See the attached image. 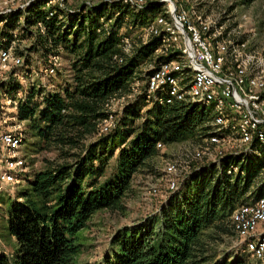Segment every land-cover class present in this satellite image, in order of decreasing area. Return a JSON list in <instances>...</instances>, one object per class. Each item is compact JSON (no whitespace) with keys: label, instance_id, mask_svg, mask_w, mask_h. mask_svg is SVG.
<instances>
[{"label":"trees","instance_id":"1","mask_svg":"<svg viewBox=\"0 0 264 264\" xmlns=\"http://www.w3.org/2000/svg\"><path fill=\"white\" fill-rule=\"evenodd\" d=\"M47 1L35 0L24 10L0 15V48L9 46L17 28L23 32L37 23L45 34L36 36L31 49L45 63L49 57L63 56L70 70V81L56 87L34 85L25 90L18 82L0 84L9 94L24 92L15 118L28 121L40 151L57 153L45 159L39 171L19 173L28 188L18 192L16 197L23 201L14 198L6 217L8 233L18 247L11 259L0 253V264H80L79 232L91 217L100 210L123 208L134 176L153 171L158 144L193 139L205 132L203 125L210 119L207 109L193 104H148L145 78L178 54L172 50L154 57L163 32L141 41L131 55L123 53L130 47L124 37L152 20L158 4L148 2L140 10L122 0L125 5L113 8H81L69 17L71 28L65 29L63 17L59 19L63 11L46 8ZM115 12L119 14L104 28L99 18H111ZM147 62L153 68L140 70ZM142 79L143 92L126 103L114 127L102 131L110 102L131 94L132 84ZM259 150V156L241 164L228 154L218 163H195L151 218L113 232L110 249L99 263L249 264L241 252L218 256L212 246L237 234L230 213L248 193L257 199L264 196V179L257 183L264 174L263 144ZM231 165L239 166L240 172L229 174Z\"/></svg>","mask_w":264,"mask_h":264},{"label":"rangeland","instance_id":"2","mask_svg":"<svg viewBox=\"0 0 264 264\" xmlns=\"http://www.w3.org/2000/svg\"><path fill=\"white\" fill-rule=\"evenodd\" d=\"M31 1L35 0H0V15H7L18 10H24L28 4L32 3ZM120 2L122 0H48L45 3V7L47 8L49 6L56 13L57 10H62L63 15H60L59 19L63 17V22L66 24L64 28L69 29V27L71 28L69 17L80 11L81 8L87 10L95 6L98 7L101 4H105L111 8L125 5H122ZM148 2L152 4L162 3L160 10L156 12L152 20L160 15L163 10L168 11L165 14V18H168L166 21L168 20L171 28H173V32L168 36L171 45L169 51L173 50L178 53L175 59L180 65L184 66V75L189 77L190 72L185 68L187 66V57L182 52L187 50L186 41L178 33L174 20H171V14H169L171 7L163 0H143L141 3V5L143 4V8H140V10H143ZM177 2L179 9H181L188 20L195 21L200 18L201 20L207 21L210 25V34L214 36V43L225 42L226 46L233 50L239 57L248 60L247 73L249 75H257L258 73L259 75H264V0H177ZM68 11L71 13L68 14ZM118 14V12H115L111 18L107 19L102 16L99 18V23H102L103 27L107 28L112 23L113 17ZM126 19H128V14H126ZM20 22L23 23V18L20 19ZM147 23L139 29L135 27L134 32L130 34L131 36L124 37L130 45V47L124 50L123 53L125 55H131L133 50L141 44V41L148 39L149 35H147L144 29ZM77 24L74 27H77ZM34 25L23 32L20 31L21 27L17 28L14 31L15 37L10 41L9 46L0 48V79L3 76H9V79L0 81V84L6 83L5 85H9L10 83L18 82L26 90L27 87L34 85L42 88L47 85L56 87L59 84L70 81L69 62L63 56L55 57L56 59L54 58L53 60L49 57L47 63H45L43 57L41 58L35 53L34 49H31L33 43H35L36 36L45 34V28L42 25L37 23ZM1 26L2 22H0ZM130 26L131 24L129 25V29L134 28L133 26L130 28ZM174 46L177 47L173 48ZM161 51L157 49L154 57L160 54H166ZM149 63L142 64L140 70L152 69L153 65ZM225 63L224 67L226 69L233 68V60L231 61L229 57ZM57 70L59 71L56 73ZM143 83V79L142 81L136 80L132 84L133 91L131 94L110 102L107 113L108 119L104 121L102 131L109 130L115 126V119L119 116L120 110H123L126 103L143 92ZM145 96L149 105L156 103L153 100L152 94H148L147 87L145 88ZM24 98V92L21 90L9 94L5 90L0 89V253L7 255L9 259L14 255L18 245L15 238L13 239L8 233L7 212L14 198L23 201V199L16 197L18 192L28 188V181L24 178L22 180L19 173L23 174L25 172L29 175L39 171L44 167L45 159L54 158L57 154L54 150L40 151L37 145V138L31 134L28 128V121L21 122L15 118L18 102ZM156 104L163 105L161 103ZM203 126L206 129L205 132L202 131L203 133H200L193 139L178 141L171 145L164 144L162 147H158L157 145L160 154L153 159V171H144V173H139L134 176L132 181L133 188L124 198L123 208L113 209L112 211L100 210L91 217L92 219L88 222L87 226L79 232L81 253L77 260L80 264H100L99 262L102 256L110 249V239L115 230L123 226H130L147 221L157 212L158 207L167 194L179 188L180 185L176 189L170 188L165 166L174 159L187 162L190 158L188 157L190 155L189 152H192L195 147L201 145L209 146L207 133L213 131V126L210 123H206ZM12 136L17 137L19 144L18 147L9 151L7 137L11 138ZM263 143L264 141L250 143L249 145L248 143L243 144L237 150L243 151V154H250L255 150L252 156H259V148ZM213 150L214 152L207 159L213 163L220 162L222 157L230 153L227 146L218 145ZM229 156L233 157L232 154H229ZM246 157L248 158L250 156L247 155ZM203 161L206 162V159L194 161L193 164L188 163L187 166L181 167L182 172H179L178 178H175V180H179L180 184L193 171V165ZM109 172L110 169L107 170L106 175ZM180 175H183L182 180H180ZM263 179L264 174L262 173L257 179V183L261 184ZM9 198L12 200L9 201ZM246 198L240 204L251 199H257L250 196V193L246 195ZM256 228L254 232L257 234H261L264 231V217L260 220ZM242 239L239 233L229 235V237L223 238L222 241L217 240L214 242L212 247L215 248L218 256L241 252L249 264H264V256L262 259H258L246 248V241Z\"/></svg>","mask_w":264,"mask_h":264},{"label":"bare ground","instance_id":"3","mask_svg":"<svg viewBox=\"0 0 264 264\" xmlns=\"http://www.w3.org/2000/svg\"><path fill=\"white\" fill-rule=\"evenodd\" d=\"M128 1L139 9L143 7L141 5L143 0ZM163 1L171 7L169 10L171 20H174L178 33L186 41L187 50L182 52L186 54L187 66L185 68L189 70L190 76L184 75V66L174 59L162 65L165 74L158 68V71H154L148 76V86L145 84L148 87V93L152 94L154 102L163 105L180 102L207 109L210 112V119L207 123L213 126V131L207 133L209 146L195 147L192 152H189L188 157L190 158L187 162L174 159L165 166L170 188L176 189L180 181H176L175 178H178L179 172H182L181 167L204 159L207 162L210 154L214 152L213 148L218 145L227 146L229 154H232V158L237 159L240 164L245 163L247 155L251 157L255 153L253 150L250 154H243V151L237 150V148L243 144L248 143L249 145L264 141V75H259V73L249 75L247 59L239 57L226 46L225 42L214 43V36L210 34V25L207 21L200 18L195 21L188 20L179 9L177 0ZM167 13L168 11L163 10L144 28L149 36L163 32V43L158 48V50H162V53H167L171 49L168 36L173 32V28L168 20L166 21L168 18H165V14ZM188 46L192 50L201 51L203 69L197 66L196 61H199V53H193ZM175 47L177 46L173 48ZM228 57L231 61L233 60V68L226 69L219 58L225 63ZM218 81L231 89H225V92L215 91L219 89ZM233 96L242 101L245 108H248L253 117L260 122L249 123L247 110L238 108V101ZM7 141L10 149L18 147L19 140L17 138L7 137ZM160 146L162 147L163 144H158V147ZM239 172L240 167L236 165H231L228 169L229 174L235 175ZM179 177L180 180L183 179V175ZM230 214L234 230L241 235V239H245L246 248L258 259H262L264 256V231L261 234L254 231L264 217V196L240 204Z\"/></svg>","mask_w":264,"mask_h":264},{"label":"built area","instance_id":"4","mask_svg":"<svg viewBox=\"0 0 264 264\" xmlns=\"http://www.w3.org/2000/svg\"><path fill=\"white\" fill-rule=\"evenodd\" d=\"M145 5V3H144ZM23 7V6H22ZM189 47V46H188ZM189 50H192L190 47H189ZM193 53H199V61H196L197 62V66H199L200 68L203 69V66H202V63H201V51H196V50H192ZM219 61L221 62L222 65L226 64V63H223L222 60L219 58ZM40 68V66H39ZM158 68H160L163 72V67L161 65L158 66ZM164 73V72H163ZM165 74V73H164ZM6 79H9V76H3L0 81H3V80H6ZM149 80L147 78H145V84L148 86L147 82ZM219 82V89L218 90H215V91H223L225 92V89H231V88H227L221 81H218ZM233 98H235L233 96ZM237 101H238V108H240L241 110H247L248 114H249V119H248V122L249 123H259L260 121H257L253 115L251 114V111L248 109V108H245L244 106V103L240 100H238L237 98H235ZM122 112V110H120V113ZM264 123V122H263ZM207 162H209V160H207Z\"/></svg>","mask_w":264,"mask_h":264},{"label":"water","instance_id":"5","mask_svg":"<svg viewBox=\"0 0 264 264\" xmlns=\"http://www.w3.org/2000/svg\"><path fill=\"white\" fill-rule=\"evenodd\" d=\"M156 4H158V5L160 6L162 3H161V2H160V3L158 2V3H156Z\"/></svg>","mask_w":264,"mask_h":264}]
</instances>
